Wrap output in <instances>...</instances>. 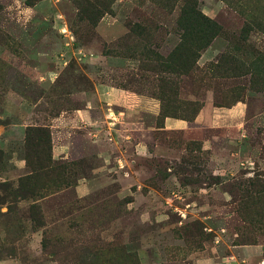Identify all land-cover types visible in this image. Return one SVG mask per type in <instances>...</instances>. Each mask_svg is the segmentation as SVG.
<instances>
[{"label": "rangeland", "instance_id": "obj_1", "mask_svg": "<svg viewBox=\"0 0 264 264\" xmlns=\"http://www.w3.org/2000/svg\"><path fill=\"white\" fill-rule=\"evenodd\" d=\"M202 20L221 28L211 41ZM101 83L143 100L148 153L119 107L96 133L56 134ZM238 103L230 140L162 130ZM63 142L83 156L55 157ZM254 246L264 260V0H0V264H194Z\"/></svg>", "mask_w": 264, "mask_h": 264}, {"label": "crops", "instance_id": "obj_2", "mask_svg": "<svg viewBox=\"0 0 264 264\" xmlns=\"http://www.w3.org/2000/svg\"><path fill=\"white\" fill-rule=\"evenodd\" d=\"M99 104H92L86 102L83 108L73 111L71 114H62L56 121V134H62L69 130V127L83 128L89 133L100 131L96 125L99 119L103 118L107 111L115 112L117 107L123 108L124 111L120 113L127 116L126 128L131 131V134L139 140V147L141 152L148 153L147 143L152 139L151 134L156 130L152 126H147L144 123L143 117L140 115L132 116L131 110L139 113L142 99L129 91L118 89L112 85L101 83L96 86ZM210 107V108H209ZM130 110V111H129ZM139 110V111H138ZM246 109L243 104L238 103L229 109H217L211 106H206L201 110L194 121H186L174 117H167L163 121L162 130L171 132H186L192 128H219L220 133L229 140L238 136L241 132V125L245 119ZM131 116L130 119L128 117ZM207 116V118H206ZM84 136L87 137V134ZM130 143V141H126ZM53 153L55 157L63 158H80L83 155L82 150H72L67 142L54 145ZM78 153V154H77ZM97 156L104 159V169H108L106 164L107 154L104 152H97ZM88 187L87 184H80L79 189ZM236 253L240 258L246 257L249 260L248 264H264L263 251L254 247L236 248L231 255L221 257L218 254L207 255L198 259L194 264H235ZM175 264H185L184 262H176Z\"/></svg>", "mask_w": 264, "mask_h": 264}, {"label": "trees", "instance_id": "obj_3", "mask_svg": "<svg viewBox=\"0 0 264 264\" xmlns=\"http://www.w3.org/2000/svg\"><path fill=\"white\" fill-rule=\"evenodd\" d=\"M178 27L181 28L183 30V33L186 34L188 32H190L189 30V27L187 26V24H184V21L183 19L181 18L180 21L178 22ZM193 31H198L199 29H202V34H206V36L209 38V40L211 41V39H213L221 30V28L215 24L214 22L212 21H207V20H202L200 22V25H197L196 26V29L195 28H192ZM183 42H184V39H183ZM203 45L200 44V43H197V42H194L192 44V49L196 50V49H199L201 48ZM193 58V57H192ZM175 118V117H174ZM178 119H183V118H178ZM185 120V119H183ZM187 121V120H186ZM19 182V185H22L24 183V181L22 179H19L18 180ZM14 193V192H13ZM15 193H20V191H15ZM14 193V194H15Z\"/></svg>", "mask_w": 264, "mask_h": 264}, {"label": "built area", "instance_id": "obj_4", "mask_svg": "<svg viewBox=\"0 0 264 264\" xmlns=\"http://www.w3.org/2000/svg\"><path fill=\"white\" fill-rule=\"evenodd\" d=\"M115 120H116V118H114V117L112 118V117H111V121H115Z\"/></svg>", "mask_w": 264, "mask_h": 264}]
</instances>
